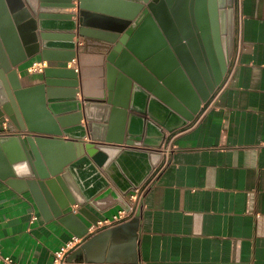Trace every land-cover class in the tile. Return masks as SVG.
<instances>
[{
	"label": "crops",
	"instance_id": "obj_1",
	"mask_svg": "<svg viewBox=\"0 0 264 264\" xmlns=\"http://www.w3.org/2000/svg\"><path fill=\"white\" fill-rule=\"evenodd\" d=\"M54 33L67 32L63 26ZM74 33L76 56L70 62H47L55 68L76 70L79 92L75 100L67 97L48 101L57 113L74 114L78 104L85 106L87 102L97 107L91 121L82 119L81 126L71 124L67 128L81 129L78 133L85 135V143H91L94 135L103 139L94 140L97 143L118 145V139L125 140L128 133L154 141L156 130L148 121L156 125L158 121L141 109L164 104L154 94L134 92L135 82H129L127 73L109 60L114 44L79 35L77 29ZM235 36L229 70L208 107L184 127L166 133V138L173 137L175 149L165 157L160 148L166 163L135 215L139 218L138 264H264V0H236ZM40 60L38 54L19 66L20 77L28 76L30 87L44 83L45 76L33 75L30 69L34 61ZM49 79L59 81L53 87L65 90L71 85L68 81L73 80L64 76ZM29 100L36 109L34 99L29 96ZM56 102L60 103L57 108ZM125 102L127 106L122 104ZM152 111L157 119L165 120L161 110ZM132 114L147 121L142 123ZM6 118H0V137L20 132L9 121L8 129L18 132L6 133ZM24 132L17 135L29 133ZM135 149L125 152L119 164L111 168L114 179L100 169V174L92 171L86 161L76 162L73 182L85 196L101 199L113 187L128 205L125 208L111 197H103L97 205L89 201L88 213L99 217V221L129 209L134 190L122 193L120 188L141 179L150 168L153 158L140 149L154 154L155 148ZM74 211L88 226L87 238L110 227L93 225L77 206ZM73 237L52 213L44 217L29 189L0 177V251L20 264H53L55 251ZM124 244L119 241L117 247L121 249Z\"/></svg>",
	"mask_w": 264,
	"mask_h": 264
},
{
	"label": "water",
	"instance_id": "obj_2",
	"mask_svg": "<svg viewBox=\"0 0 264 264\" xmlns=\"http://www.w3.org/2000/svg\"><path fill=\"white\" fill-rule=\"evenodd\" d=\"M91 1L0 0V118L7 117L20 131L29 132L0 137V177L29 189L45 218L52 213L83 240L69 254L70 263L138 264V217L86 237L88 226L75 206L97 226L99 217L89 214L86 207L89 201L97 205L103 197H111L125 208L128 205L109 183L101 199H89L73 182V169L82 160L92 171L100 174V169L114 179L111 168L125 152H135V146L155 148L154 154L140 149L153 158L151 166L141 179L120 190L126 193L144 183L162 161L160 148L166 133L184 127L205 110L227 74L236 44V0ZM74 16L78 19L72 20ZM63 26L67 33H54ZM75 29L79 35L114 44L109 60L127 73L129 82H135L134 92L154 94L164 104L141 109L158 121V125L148 121L156 130L154 141L128 133L125 140L118 139V145L97 143L94 135L91 143H85L81 129L73 131L67 126H81L82 119L91 121L97 106L87 102L78 104L74 114L57 113L48 101L75 100L78 72L48 66L33 74L45 76L44 83L34 87L27 85L28 76L20 77L19 66L38 54L48 62H70L77 53ZM61 76L73 79L66 90L53 87L59 81L49 79ZM29 96L36 109L30 106ZM153 109L161 110L165 120L157 119ZM119 241L125 242L124 250L117 247Z\"/></svg>",
	"mask_w": 264,
	"mask_h": 264
},
{
	"label": "built area",
	"instance_id": "obj_3",
	"mask_svg": "<svg viewBox=\"0 0 264 264\" xmlns=\"http://www.w3.org/2000/svg\"><path fill=\"white\" fill-rule=\"evenodd\" d=\"M48 67V62L45 60L40 61H34L30 69L33 70V73L36 72H43V70ZM9 119L6 118V120L3 122V130L6 133H13L14 131L9 130L8 123ZM18 132V131H17ZM14 132V133H17ZM25 132L20 131L17 134H24ZM15 134V135H17ZM175 149V144L173 142V137L168 136L166 138L165 143L162 146L163 154L165 157H168V155ZM166 163V158L161 161V163L153 170V172L150 174V176L144 181V183L136 188L130 195V207L129 209H122L117 214L113 215L111 219L105 220V221H99L98 225H101L102 227H112L119 224H122L126 221L131 220L135 217L137 210L141 206L143 199L146 195V193L151 188L154 180L160 173L161 169L163 168V165ZM36 217H33V220H35ZM81 244V240L77 237H73L71 240L63 244L57 251L54 253V261L53 264H73L70 263L68 260L69 254L72 250H75L79 247ZM0 263L4 264H20L14 259L11 258V256L5 254L4 252L0 251Z\"/></svg>",
	"mask_w": 264,
	"mask_h": 264
},
{
	"label": "bare ground",
	"instance_id": "obj_4",
	"mask_svg": "<svg viewBox=\"0 0 264 264\" xmlns=\"http://www.w3.org/2000/svg\"><path fill=\"white\" fill-rule=\"evenodd\" d=\"M89 3H91V4H92V3H93V1H91V2H89ZM94 4H97V3H95V2H94Z\"/></svg>",
	"mask_w": 264,
	"mask_h": 264
}]
</instances>
